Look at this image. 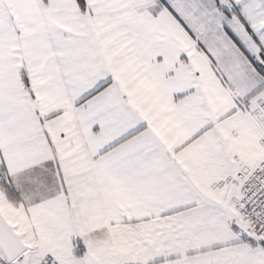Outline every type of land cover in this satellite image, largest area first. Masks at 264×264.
<instances>
[{
  "label": "snow or ice",
  "instance_id": "1",
  "mask_svg": "<svg viewBox=\"0 0 264 264\" xmlns=\"http://www.w3.org/2000/svg\"><path fill=\"white\" fill-rule=\"evenodd\" d=\"M0 264H264V0H0Z\"/></svg>",
  "mask_w": 264,
  "mask_h": 264
}]
</instances>
